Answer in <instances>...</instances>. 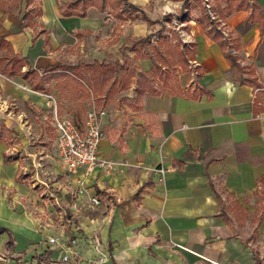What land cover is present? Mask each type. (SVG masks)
<instances>
[{
    "label": "crops",
    "instance_id": "crops-1",
    "mask_svg": "<svg viewBox=\"0 0 264 264\" xmlns=\"http://www.w3.org/2000/svg\"><path fill=\"white\" fill-rule=\"evenodd\" d=\"M59 1L68 0H39L43 10L39 22L47 29L49 43L46 35L34 41L32 28L21 31L19 17L0 11V37L28 60L31 69L97 60L119 61L137 74L150 72V60L136 61L133 49L123 53L121 47L131 46L128 37L144 38L156 26L143 19L122 23L111 10L101 13L96 7L84 18L64 17ZM130 1L152 20L176 14L182 7L176 0ZM258 1L264 6V0ZM164 7L168 10L163 12ZM158 12L162 17L154 18ZM198 13H191L189 31L183 30L196 44L197 54L192 71L177 77L180 89L146 92L138 98L136 74L127 90H119L103 109L99 148V156L114 166L97 168L82 192L76 183L79 176L63 167L60 200L53 197V212L49 211L52 224H44L47 202L32 184L39 171L31 173L25 158L35 160L36 155L20 152L19 160L10 151L18 129L10 115L16 103L7 101L20 100V128H25L30 125L21 119L27 116L25 110L43 107L44 96L49 95L34 91L20 77L0 73V126L14 131L11 141L0 142V264H16L17 258L21 264H38L33 257L48 249L50 264H64L69 248L78 254L71 264H258L256 253L264 264V37L258 26L242 37L235 53L254 76L251 82L240 83L221 47L197 23ZM248 14L240 11L217 20L229 37ZM82 32L87 35L78 38ZM93 36L107 52L85 60L78 55L72 63L59 55L65 48L85 53ZM55 85L53 81L46 87ZM51 95L77 100L78 109L84 105L83 122L95 106L93 99L85 101L80 94L66 91L61 97L54 89ZM5 154L13 156L11 163L5 162ZM36 161L42 173V163ZM161 167L167 171L164 178ZM18 174L26 179L18 180ZM95 196L100 205L90 203ZM59 202L64 209L56 210ZM58 220L60 227L55 225ZM49 238L58 239V244H50Z\"/></svg>",
    "mask_w": 264,
    "mask_h": 264
},
{
    "label": "trees",
    "instance_id": "trees-1",
    "mask_svg": "<svg viewBox=\"0 0 264 264\" xmlns=\"http://www.w3.org/2000/svg\"><path fill=\"white\" fill-rule=\"evenodd\" d=\"M182 2L181 9L176 14L168 13L161 20H152L148 14L130 0H68L59 1L60 9L64 17L87 16L91 7H96L101 13L111 10L115 18L122 23L129 20L143 19L149 26H156L144 38L128 37L131 46H122L121 50L126 53L133 49L136 53L135 60H150L152 69L150 72L137 71L133 67L122 64L119 61L104 63L95 60L93 63L78 61L74 64L60 63L49 66L41 71L31 69L28 60L13 51L12 44L0 37V73L10 79L20 77L24 79L34 91L51 95L54 89L61 97H65V92L80 94L83 99H93L95 107L103 110L108 102L112 100L119 90H127L133 81V77L139 75L138 98L146 92L162 93L165 90L178 88L177 76L182 71H192L190 61L196 60V44L187 45L178 30L175 29V20L184 31H189L190 15L199 11L196 21L204 29L208 36L214 40L223 50L227 60L237 73L247 74L248 77L240 79V83L251 82L254 76L252 69L243 68L236 55H232L230 50L236 52L241 49L242 37L258 26L261 36L264 37V6L258 0H211L210 8L206 6L205 0H176ZM213 3V4H212ZM0 11L4 16L12 14L20 18V30L32 28L34 30V41L46 35V42H50L47 29L40 24L39 19L43 16V10L39 0H0ZM248 12L247 19L237 27V33L230 35L227 40L223 34V29L218 26L217 17L228 19L236 12ZM210 12L216 16L213 19ZM167 25L172 27L168 28ZM2 24L0 23V28ZM120 27H118V30ZM117 33V31L115 32ZM87 33H78V38L85 37ZM29 66L27 71L24 68ZM132 66V65H131ZM180 69V70H179ZM199 76L202 75L200 67ZM55 81L54 88L46 87ZM159 81L162 84H159ZM158 83V84H157ZM84 105L74 112V122L78 127L83 125ZM14 131L5 125L0 126V142H9L13 139ZM13 156L5 154V162L11 163ZM18 180L26 179L18 174ZM258 264H262L259 256L255 255ZM38 264L52 263V252L48 249L44 254L34 256ZM20 258L16 259V264ZM64 264H71L65 262Z\"/></svg>",
    "mask_w": 264,
    "mask_h": 264
},
{
    "label": "rangeland",
    "instance_id": "rangeland-1",
    "mask_svg": "<svg viewBox=\"0 0 264 264\" xmlns=\"http://www.w3.org/2000/svg\"><path fill=\"white\" fill-rule=\"evenodd\" d=\"M205 3H206V0H205ZM210 3H211V0H210ZM165 8L168 10V7H164L162 8L163 12L166 11ZM197 15H199V13ZM159 17H162L161 12H158V17L155 16L154 18H159ZM218 20H220V18ZM218 23L219 24L217 27L218 28L221 27L225 31L222 23H220L219 21ZM180 25L175 26L174 24V27L176 30L179 29L178 31L180 32V35L183 37V39L186 41L185 43L187 45L189 44L191 45L190 37L188 36L187 33H185L182 30V28L181 29L179 28V27H182V25L181 26ZM167 27L170 28L172 26L169 25ZM226 32H224L223 36L227 40H229L230 37H228L227 35L228 33ZM71 37L74 40V42H76V39L73 34L71 35ZM91 41H92L91 47L90 46L84 47L85 53L80 52L79 49L69 50L65 48L64 51L59 55L60 56L62 55L63 57L66 58V60H69L72 63L76 61V56L78 55L79 57L82 56L83 58L84 57L87 58V57H92L102 52L108 51L104 48L99 47V45H97V43L95 42L94 36L91 38ZM230 53L232 55H236L238 57L239 64L243 68H246L244 65L241 64L240 58H239L240 56L235 53L234 49L230 50ZM109 56L112 57L113 55L111 54ZM83 60H85V58ZM190 66L192 68L193 66L192 61H190ZM180 71L185 73V71H182V70ZM186 72H189V71H186ZM236 74L238 75L239 80L244 79V75H246L244 73L242 74V73H237V72ZM136 77H137V81H139L140 78L138 76ZM7 101L8 103H16V106L13 107L10 115L14 121V124H13L14 127L18 129V132H17L18 137L16 138L14 147L10 148V151H12V153H14L19 160H20V152H23L24 155L26 154V152H31L36 155L35 160L37 159L38 161L42 163V166L41 165L39 166V168L42 167V169H44L41 173V171L35 167V162H34L35 160H33V158H29L25 156V158L28 159V166H29L30 172L36 175L37 171H39V178L34 179V181H32L33 182L32 184H34L39 189L38 192L41 195V200L44 198L45 201L47 202V205L45 204L44 206L45 207V216L43 218L44 224L45 225L52 224V222L49 220L50 218L49 211L51 213L53 212L52 210H50L52 203L53 204L55 203V201L53 200V197L54 198L56 197L57 199H59L57 192H60L61 190L58 189V186L61 185V183L63 184L62 179L64 178V175H63L64 169L60 161L59 152L57 150V143H56L57 134L54 128V124H55L56 118L73 119L74 110L75 108L78 109L79 103L77 102V100H73V99H67L65 101V100H59L58 98H56V104H57V111H56L54 100L50 99L49 96H44L45 104L43 105V107H38V109H35V110L31 108H27V110H25L27 116L23 115L21 119H24L25 121L27 120L28 124L30 125H28L25 128H20V116H21L20 111L22 110V107L20 106V100L14 101L12 97H10L7 99ZM0 103H2L1 100H0ZM0 122H2V120H0ZM48 175L51 178L47 179ZM44 182L46 183V185L44 184ZM55 207H56V210L58 209L62 210L64 209L65 205L63 202H59V204H56ZM58 221L57 223H55V225L60 227L61 226L60 221L59 222Z\"/></svg>",
    "mask_w": 264,
    "mask_h": 264
},
{
    "label": "built area",
    "instance_id": "built-area-1",
    "mask_svg": "<svg viewBox=\"0 0 264 264\" xmlns=\"http://www.w3.org/2000/svg\"><path fill=\"white\" fill-rule=\"evenodd\" d=\"M210 0H206V5L210 8ZM213 19H216L210 13ZM178 25V21H175ZM49 98L55 102V110L57 111L56 98L49 95ZM105 115L104 110L97 109L95 106L90 109L85 117L82 127H78L73 119H59L56 118L54 128L57 133V150L59 152L60 161L62 166L71 175H78L76 183L79 187V192L86 189V180L97 169H110L114 163L103 159L99 156V148L103 140V132L101 125V118ZM158 171L162 174L163 178L166 176V169L161 167ZM90 203L93 206L101 204L98 197H92ZM50 244H58V239L49 238ZM95 244L99 247L100 240L95 239ZM78 254L74 248H69L63 256V261L69 262L72 257ZM105 259L104 255H100V262Z\"/></svg>",
    "mask_w": 264,
    "mask_h": 264
}]
</instances>
